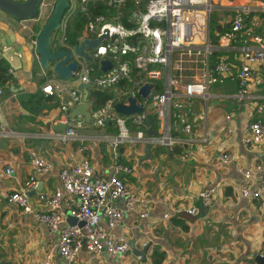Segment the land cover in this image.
Listing matches in <instances>:
<instances>
[{
  "label": "built area",
  "instance_id": "built-area-1",
  "mask_svg": "<svg viewBox=\"0 0 264 264\" xmlns=\"http://www.w3.org/2000/svg\"><path fill=\"white\" fill-rule=\"evenodd\" d=\"M212 1L216 3L215 0H67L68 7L63 12L58 29L50 35L49 47L52 53L69 51L71 58L66 64L75 62L76 67L71 71V77L64 80L49 77L41 86V91L59 99L54 123L65 124L67 131L55 132L54 136L63 141L67 138L92 139L78 135L77 130L83 127V122L77 120L79 116L70 117V112L83 101V92L78 85L89 83L90 89L107 92L103 103L98 104L93 97L87 102L90 121L98 132L97 138L106 142V150L113 154L112 169L110 173H100L86 157L70 167L61 166L58 170L59 186L48 194L39 193L32 201L26 193L36 188L38 178L50 172L53 163L40 153H31V173L22 188L9 193L6 199L24 214L44 223L50 232H58L57 244L49 247L43 264H52L53 253L63 264H78L79 254L83 251L90 259H96L103 253L119 258L133 255L129 240L121 234L116 235L114 230L125 215L148 218L152 200L130 189L124 177L119 176L134 171L132 166L119 162V148L137 147L148 142L170 147L177 142L172 136L173 127L187 136L192 135V127L183 109L184 102L193 97L206 99L211 86L232 77L233 69L238 82L236 96L240 99L251 96L250 84L264 68V30H257L248 21L252 14L264 13V3L247 0L244 4H237L226 0L230 3L225 9L229 14V28L219 36V40L224 38L229 45L242 42V46L239 47L236 62L221 55L212 62L218 47L211 41V12L218 8L224 10V6H215ZM252 1L255 2L253 6L249 4ZM53 3L54 0L48 4L43 2L42 7H52ZM49 13L40 9L34 19L44 22ZM76 21H81L77 42L68 44V34ZM43 22L39 23L40 26ZM37 34L32 33L35 37ZM101 36L105 37L99 46L86 49L92 62L75 54L74 48L82 38ZM35 37L32 38L33 44ZM184 58H195L197 64L192 66V79L181 83ZM103 61L108 64L105 69ZM55 62H48V65L52 63V71H47V65L43 73L59 77L53 71ZM11 71L9 67L8 72ZM144 85L150 86L146 96L139 93ZM130 98L141 106V111L128 115L118 112L116 106H129ZM263 109L260 104L256 112L260 113ZM147 118L151 119V126L157 135L146 134L144 120ZM230 118L226 115L227 121ZM109 126L114 131L108 132ZM226 128L227 132H231L230 126ZM249 130V134L240 139L242 146H264V121L260 118L250 120ZM10 135L11 132L0 128V137ZM83 150L85 147L81 145L78 151ZM220 152L222 164L232 161L226 149ZM189 157V150L182 152V160ZM238 172L241 178L237 184V196L259 200L263 204L264 165L257 163L251 168L238 166ZM3 177H16L13 165L6 163L0 167V178ZM252 180L256 181L255 188L251 187ZM213 192V188H208L199 193L203 205L212 204ZM183 211L195 215L193 207L187 206ZM67 215L84 224L69 225ZM136 259L137 264H148L140 257Z\"/></svg>",
  "mask_w": 264,
  "mask_h": 264
},
{
  "label": "crops",
  "instance_id": "crops-1",
  "mask_svg": "<svg viewBox=\"0 0 264 264\" xmlns=\"http://www.w3.org/2000/svg\"><path fill=\"white\" fill-rule=\"evenodd\" d=\"M35 21L32 19L28 26L13 30L0 20V58L6 54L12 68L11 80L0 86V128L11 132L10 137H0L7 144L6 148L0 147V167L9 163L16 171L15 178H0L2 264H43L49 247L58 241V232H50L44 223L24 214L6 199L9 193L22 188L31 173V153H40L53 163V169L38 178L41 188H35L34 194L28 196L32 201L39 193L48 194L59 186L58 170L61 166L70 167L86 157L100 173H110L112 169L113 154L106 150V142L98 140V132L91 121L86 122L79 116L77 120L83 122V127L77 133L92 139L67 138L63 141L54 136L55 132L67 131V128L62 131L54 129L59 124L54 123L59 103L55 95L52 102L56 106L44 108L38 115H32L26 108L24 99L28 94L41 91L49 77L60 79L49 72L44 74L40 69L33 51L32 38L35 36L32 33H38L39 23L43 20ZM215 43L221 56L236 62L242 42L229 45L224 38L219 40L218 37ZM233 73L223 82L213 84L206 99L193 97L184 102L183 109L192 127V135L187 136L173 127L172 134L178 132L175 145L151 144L147 160H142L146 144L120 147L117 152L119 162L134 169L132 174L121 173L119 176L124 177L130 189L152 200V203L149 204L148 218L125 215L114 233L128 240L134 239L138 249L151 241L146 252L148 264H151L154 248L164 253L161 264H257L256 255H264V203L236 194L241 178L238 166L264 165V146L249 148L240 142L249 134L250 120L260 118L264 121V109L256 112L258 105L264 106V68L250 84L251 96L241 99L236 96L238 82L235 69ZM86 90V94L82 90V103L85 95L86 101L92 98L89 96L92 89L87 87ZM226 115L231 116L229 121ZM226 126L232 128L231 132H227ZM107 131H114V128L109 126ZM81 145L85 150L79 152ZM174 146L176 149L172 151ZM224 149L232 158L228 164H222L220 160V151ZM185 150L190 151V157L182 160L181 154ZM256 186V181L252 180L251 187ZM208 188L214 189L213 201L205 206L199 193ZM187 206L194 208V216L183 211ZM137 262L131 254L119 258L103 253L96 259H90L85 251L79 254L78 259V264ZM52 264H63L56 253L52 255Z\"/></svg>",
  "mask_w": 264,
  "mask_h": 264
},
{
  "label": "water",
  "instance_id": "water-1",
  "mask_svg": "<svg viewBox=\"0 0 264 264\" xmlns=\"http://www.w3.org/2000/svg\"><path fill=\"white\" fill-rule=\"evenodd\" d=\"M44 0H23V1H15V0H0V20L5 21L9 24V26L13 30H19L22 26H28L29 21L37 17ZM234 1V0H229ZM264 3V0H259ZM68 7L67 0H54L52 9L40 26L38 34L36 36L35 42L33 44V51L37 55L38 63L40 69L42 71H46L48 62H55L53 66V71L59 75L60 79L64 80L66 77H71V71L76 67L75 62H68L71 58V54L66 50H59L55 53L50 51L49 47V39L50 35L53 31L58 29L61 17L63 15L64 10ZM8 39L7 36H5ZM105 36H101L95 39L91 38H82L74 48V52L76 55L81 56L84 60L88 62H92V57L86 52V49L95 48L100 45L101 40ZM3 58L9 62L8 56L5 54ZM103 68L105 69L108 64L107 61H103ZM91 87L89 83H82L78 85L79 89H82L84 93H87L86 88ZM149 85H144L140 88L139 93L142 96H146L149 92ZM118 112L128 115L135 112L141 111V106L135 104L134 98H130V105L125 106L123 104H118L116 106ZM76 116H81L84 118L86 122L90 121V113L88 111V103L86 101V95L84 96V102L75 106V108L70 112V117L74 118ZM144 125L146 128V134L148 136L157 135V131L151 126V119L147 118L144 120ZM66 127L65 124H58L54 126L55 130H64ZM174 137L178 135V132L175 131L172 134ZM7 144L0 140V147L6 148ZM150 147L151 143H146L145 145V155L142 160H147L150 158ZM41 188V184L36 186V190ZM35 192V189L28 191L26 194L28 196H32ZM66 221L69 225L77 224L78 226H82L84 223L81 221H77L76 218L67 215ZM131 252L134 256L140 257L144 262L146 260V252L151 245V241H149L142 249H138L135 246V240L130 239L128 241ZM255 261L257 264H264V256L256 255ZM3 261H0L2 264Z\"/></svg>",
  "mask_w": 264,
  "mask_h": 264
},
{
  "label": "trees",
  "instance_id": "trees-1",
  "mask_svg": "<svg viewBox=\"0 0 264 264\" xmlns=\"http://www.w3.org/2000/svg\"><path fill=\"white\" fill-rule=\"evenodd\" d=\"M80 24H81V21H76L74 23L73 29L69 32L68 37H67L68 44H73L77 42ZM263 24H264V21H263ZM228 28H229L228 24L221 26L217 22L213 21L210 24L211 41L215 43L217 38ZM213 31H218V32H216L215 34L213 33ZM220 54L221 53L219 52V50L214 52L211 61L213 62L215 60V57ZM8 69H9V63L3 57H1L0 58V86L7 84L11 80V74L8 72ZM89 96L94 97L98 101L97 103L101 104L105 101L108 94L107 92H102V91L92 89L89 91ZM52 99L53 98L51 95L46 96L42 91L38 90L34 94H28L24 99L25 100L24 104L32 115H38L39 113L43 111L44 108L50 109L56 106V103L52 102ZM175 149H176V146L172 148V151ZM150 258H151V264H161L164 258V253L159 252L157 248H154L151 253Z\"/></svg>",
  "mask_w": 264,
  "mask_h": 264
},
{
  "label": "rangeland",
  "instance_id": "rangeland-1",
  "mask_svg": "<svg viewBox=\"0 0 264 264\" xmlns=\"http://www.w3.org/2000/svg\"><path fill=\"white\" fill-rule=\"evenodd\" d=\"M51 1L53 0H44V4H48L50 3ZM247 1V0H245ZM244 0H234V1H229V2H234V3H242L244 4L245 2ZM216 3H214L212 1V3L217 6V5H221V6H224V10H219L220 8H218L217 10H213L211 12V22L210 24L215 21V22H218L219 24H228L229 22V19H228V12L225 11L226 9V6H229L230 3H227L226 0H215ZM250 5H255V2L252 1L249 3ZM42 9L44 11H47V12H50L52 7L50 5H46L44 7H42ZM252 19V20H251ZM250 19V25L254 26V27H257L260 31H263L264 30V24H263V21H264V15L262 13H256L252 16V18ZM257 29V30H258ZM195 58H192V59H188V58H184L183 61H182V69H181V74H182V77H181V83H185V82H188L189 80L192 79L191 76V72L193 71L192 69V66L194 64H197L195 63ZM52 71V63H49L48 65V68H47V71Z\"/></svg>",
  "mask_w": 264,
  "mask_h": 264
}]
</instances>
